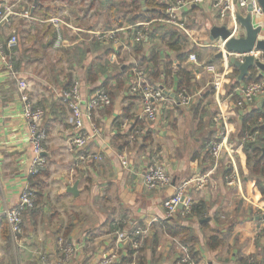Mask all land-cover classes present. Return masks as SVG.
<instances>
[{
	"label": "crops",
	"instance_id": "crops-1",
	"mask_svg": "<svg viewBox=\"0 0 264 264\" xmlns=\"http://www.w3.org/2000/svg\"><path fill=\"white\" fill-rule=\"evenodd\" d=\"M163 1L160 5L164 6ZM212 1L194 0L181 8L179 15L186 28L183 31L164 20L133 24L141 13L149 11L148 0H0L14 11L0 28V44L8 47L6 62L0 59V264H40V254H46L57 264H98L103 255L128 253L131 233L138 228L153 231L137 255L139 264H176L186 250H193L200 264H264V204L251 180L247 156L243 149L235 156L242 179L238 188L229 187L224 181L232 170L226 154L215 162L210 152L209 145L218 140L221 132L216 121L219 111L210 127L205 121L200 127L192 124L193 133L186 138L181 132L185 118L176 114L173 129L169 118L162 119L174 109L191 107L172 106L150 124L136 117L140 99L130 93L132 69L136 65L152 75L158 73V79L152 82L163 83L173 91L179 87L177 72L187 69L193 76L192 87L197 89L192 105H203L206 86L202 80L210 76L189 62V58L180 59V52L170 50L165 35L178 29L183 37L179 43L183 53L196 56L200 65L218 62L226 72L228 93L225 81L221 97L215 96L212 105L218 110L221 105L227 113L232 129L230 142L239 147V136L251 114L264 115V98L256 99L243 112L235 108V91L251 78L249 75L235 88L228 77L235 68L229 66V58L213 51L217 50L219 40L211 39V30L227 23L217 18ZM131 6L136 9L125 10ZM27 11L30 17L25 16ZM254 24L264 28V16L254 18ZM138 30H146L147 39L137 45L139 49L132 55L130 50ZM111 31H119L118 48L111 42L98 41L96 34ZM14 37L15 43L9 46ZM118 50L125 52L128 63L123 66ZM44 62L40 73L30 74L28 68ZM166 65L172 67L170 72H176L168 84L164 81ZM70 70L68 78L72 74L79 77L82 71L83 79L93 84L86 87V82L80 81L83 110H87L86 102L94 93L105 90L107 81L115 86L114 75L126 79L123 90L117 87L108 93L111 106L85 120V130L91 132L93 126L98 127L101 136L94 138L83 153L100 154L102 160L90 161L81 168L75 165L79 154L72 153L69 147L73 116L60 99V94L72 86L63 78ZM28 76L36 78L35 90L26 80L30 79ZM91 76L98 80L93 83ZM49 77L52 81L47 80ZM21 80L30 84L31 102L45 111L41 130L46 134V165L34 176L30 173L31 131L23 116L18 87ZM210 109L205 105L204 110ZM127 118L135 120L143 130L135 139L132 130L124 126ZM258 123L264 124V117ZM120 156L126 157L128 168L122 166ZM154 163L165 165L173 183L151 192L145 188L142 177L146 167ZM206 175L209 182L204 189L192 188L187 192L195 211L190 215L181 211L168 219L165 201L176 194L184 181ZM33 180L35 189L31 188ZM76 184V193H70L69 188ZM27 187L36 195L39 191L40 196L35 208L23 212V233L14 237L6 228L4 212L19 205ZM166 223L184 232L171 237ZM61 240L75 250L68 263L59 262Z\"/></svg>",
	"mask_w": 264,
	"mask_h": 264
},
{
	"label": "built area",
	"instance_id": "built-area-1",
	"mask_svg": "<svg viewBox=\"0 0 264 264\" xmlns=\"http://www.w3.org/2000/svg\"><path fill=\"white\" fill-rule=\"evenodd\" d=\"M194 0H164L163 4L166 5L165 23L173 25L183 31H186L183 19H181L179 12L182 7L189 4ZM197 1V0H195ZM213 11L216 13L217 18L221 21L230 20L231 24L225 26L232 34V37L240 38L244 35V31L241 30V26L237 21V16L241 15L246 17L248 13H251L253 18L264 16L263 10L258 0H213ZM249 9L251 11L249 12ZM14 14L13 7L8 4L0 2V28L8 22L9 18ZM26 17H30L29 11L25 12ZM144 27L146 25H143ZM119 31L100 32L96 34L100 43L111 42L116 48L121 46V38L118 36ZM147 39L146 30H138L134 39L135 46L140 45ZM16 41L15 37L11 40L10 45ZM60 41V38H59ZM61 42V41H60ZM59 42V44H60ZM218 53L223 54L227 58H236L240 62L244 61V55L228 54L225 51V43L219 40L216 46ZM7 46L0 44V59L6 62ZM255 58H259L264 61V54H253ZM189 62L194 65L200 66L201 69L206 71L210 77H212V86L215 91V96L219 99L220 94L223 91V87L226 81V72L220 71L215 64H203L200 65L196 56L191 55ZM134 79L131 83L130 93L140 99V108L137 113L139 121H145L147 123H155L158 121L162 111L171 108L172 106L189 108L194 102V94H192L186 88L167 89L163 85H153L149 81V75L144 68L135 66L132 69ZM18 87L21 91V101L23 103V116L29 125L31 131V144L33 149V158L30 168L31 175H36L46 165V159L44 157V143L46 134L41 130V123L45 117V111L40 108H36L33 102H31L30 95L28 93L30 84L25 80H21L18 83ZM81 82L76 80L72 86L64 90L60 94L61 101L69 108L73 116V136L70 139L69 147L70 151L76 152L79 156L76 159V168H81L90 161H101L102 156L95 153H83L88 144L94 139L101 136V129L93 126L91 132L85 130V120H91L93 114L103 108L111 106V98L107 91L99 90L94 93L90 99L86 102L87 110H83L81 100ZM237 102L235 108L242 110L249 108L256 99L264 98V81L253 82L238 87L235 91ZM218 125L221 127V132L218 140L213 141L209 147L210 152L215 162H218L219 158L226 154L232 170L225 176V183L229 187H241L242 179L236 166L235 156L248 144H254L259 141V133L246 134L241 140L239 147L233 146L230 142V136L232 133L231 126L228 121V115L223 110L222 106L219 107V114L216 119ZM124 126H128L132 130V137L135 139L137 136L143 133L140 126L136 124L135 120L125 119ZM121 164L124 168H128V161L125 156L119 157ZM234 167V168H233ZM144 186L148 191H156L158 189H165L172 185V177L167 172L164 164L154 163L146 167L143 172ZM209 182V175L193 177L187 181L181 183L177 188L176 194L165 201L164 208L166 211V217L172 219L176 217L178 213L182 211L183 215H190L193 212L194 203L191 198L188 197L187 192L195 188L202 190ZM2 202L1 188H0V204ZM37 198L36 194L30 188L24 189L20 196L19 205L11 208H7L4 212L6 223L9 231L14 237H18L23 233V212L26 209H33L36 206ZM182 207V210L180 209ZM153 235L151 229L138 228L131 233L130 236V249L134 251V257L132 260L128 259L126 254L113 253L110 255H103L98 264H139L137 255L142 249L144 243L150 239ZM61 258L60 263H68L73 257L75 250L73 247L66 245L63 240L60 241ZM40 264H57L50 260L46 254L39 255ZM176 264H200L196 262L191 256L189 251L186 250L184 256L179 258Z\"/></svg>",
	"mask_w": 264,
	"mask_h": 264
},
{
	"label": "trees",
	"instance_id": "trees-1",
	"mask_svg": "<svg viewBox=\"0 0 264 264\" xmlns=\"http://www.w3.org/2000/svg\"><path fill=\"white\" fill-rule=\"evenodd\" d=\"M148 4H149V11L146 13L145 12L141 13V15L138 16L134 20V22H132L133 24L151 23V22H155V21L157 22V21H162V20H165L168 18V16L166 15L167 7L165 5L164 6L160 5L161 4L160 0H148ZM176 30L177 31L171 30V31L166 33L165 36L169 39L167 44L170 47V50L178 51L181 53L182 58H180V59L187 60L189 58V56L191 55V53L190 52L186 53V51L183 53V50L179 44L183 37L180 34V31L178 29H176ZM138 49H136V51ZM171 68L172 67L169 65H166V67H165V72H164L165 73V76H164L165 79H164V81L167 84L170 81V78H172L173 75L176 73L175 72L173 74L172 72H170ZM149 72H148V74H149ZM100 73H102V71ZM151 73L152 72H150L149 76L151 77L152 80L158 79V73H154V75H152ZM237 73H238V70L235 69L233 71V74L236 75ZM176 76H177L178 82H179L178 88H180V89L186 88L190 91V89L193 86L191 83L192 79H193L191 72H189L187 69H179ZM236 78H237V76H236ZM250 78L251 79L247 83L259 82V81L263 80L262 78L258 77V73L255 70H252L250 72ZM97 80H98V77H95V76L90 77V81H92L93 83L96 82ZM231 82H234V81H231ZM68 85H69V83H68ZM238 86H239V84L237 82H235L234 87L237 88ZM125 115L126 116L129 115V112H126ZM263 117H264V115L262 113H258V112L252 113L250 116V120L248 121L249 123L246 122V126L244 127V129L242 131V135L240 136V140H241L244 137V135H246V134L259 133V141L257 143L251 144V145L248 144L247 146H245L243 148V151L245 152V154L247 156L246 165L249 169L251 180L255 183L256 188L258 189L259 193L261 194L262 200L260 202L262 204H264V157H263V153H262V149L264 148L262 145L264 142V124H259L258 122H259V119H261ZM240 140H239V142H240ZM31 188H33V189L36 188V184H35L34 180L31 181ZM36 192H38L37 193L38 195H36V198L38 200L40 193H39V191H36ZM195 208L196 207H193V212L195 211ZM165 227H166L168 234L171 237H178L184 232L183 229H181L180 227H177L175 225H168L166 223ZM6 228L8 229L7 223H6ZM190 254L195 259L196 262H199L197 254L194 253L193 250H191ZM127 256H128L129 260H132L134 257V251H132L130 249Z\"/></svg>",
	"mask_w": 264,
	"mask_h": 264
},
{
	"label": "rangeland",
	"instance_id": "rangeland-1",
	"mask_svg": "<svg viewBox=\"0 0 264 264\" xmlns=\"http://www.w3.org/2000/svg\"><path fill=\"white\" fill-rule=\"evenodd\" d=\"M128 1H131V0H128ZM130 3V2H129ZM30 4V3H29ZM135 10L136 9V6H131V7H127V8H125V10ZM226 25H230L231 24V22H230V20H226ZM241 30H243L244 31V29L241 27ZM245 33V32H244ZM215 46V45H214ZM138 46H132V49L130 50L131 52H132V55H133V53L136 51V49H138L137 48ZM129 51V52H130ZM214 52H217L218 50H216L215 48H214V50H213ZM117 54H119V55H121V57H123V59H120V65L121 66H123L125 63H128L126 60V56H125V52H124V50H118L117 51ZM204 54V53H203ZM205 55V54H204ZM75 62H76V60H75ZM36 65L37 66H35L34 68H32L31 69V67L30 68H28V71L30 72V74L32 75V74H34V75H36V73H40L41 72V70H42V66L43 65H45V62L44 63H36ZM76 65H77V63H76ZM139 65H141V64H139ZM215 65L219 68V70L220 71H222L221 70V67H220V65L218 64V62H216L215 63ZM136 66H138V65H136ZM139 67H141V66H139ZM141 68H143V67H141ZM82 70V69H81ZM118 68L116 69V72H115V74L118 72ZM69 71V70H68ZM65 72L64 74H65V76L63 77V78H65L66 77V79H67V81H68V83L69 84H73L74 83V81H76V80H79V81H84V82H86L85 81V78L83 79V74H80V73H83L82 71L79 73V77L78 76H73V74H72V78L71 77H67L68 75H70V73H72V70H70V72ZM114 75V74H113ZM236 76L237 75H234L233 74V69H232V72L229 74V78L231 79V81H234V82H231V84H233L234 85V83L236 82ZM30 79H27L26 78V80H28L29 82H30V84H31V89H33V90H35L36 89V87H35V84H36V82H35V79L36 78H34V77H30V76H28ZM227 77V76H226ZM238 77V76H237ZM46 78H48L47 76H46ZM114 80H115V86H112L111 85V82H109V81H107L106 83H107V86L106 87H104V89L108 92V93H111V89L112 88H114L115 90L117 89V87L119 88V90H123V88H124V86L126 85L125 84V81H126V79H125V77H124V79H122V78H119V76H118V74L117 75H114V78H113ZM149 79V81H151V83L153 84V85H158V84H156V83H154V82H152L153 80L152 79H150V78H148ZM235 79V80H234ZM47 80H51L52 81V78H50L49 77V79H47ZM65 80V79H64ZM212 81H213V79H212V77H207V76H204V78H203V80H202V83H203V85H205L206 86V90L203 92L204 93V95H203V97H204V101L205 102H203V105L202 106H199V107H197L196 106V104H194V105H192L191 106V108H189V109H185V110H182V109H178V110H172V111H170V112H168L165 116H164V118L162 119V120H168V118H169V124H170V126L172 127V129H173V124L175 123V115L176 114H179L180 116H182L183 118H185V119H182V127H181V132H182V134L187 138L191 133H193V129H192V124H195L196 126H198V127H200V123H204V121L206 122V124H207V126L208 127H210V121H212V119L214 118V115L216 114V112L217 111H219L218 110V108L217 107H214L213 105H212V103H213V100H214V98H215V92H214V90H213V86H212ZM263 81H264V79H263ZM88 82V81H87ZM86 82V87H90V86H92L93 84H89V83H87ZM211 82V83H210ZM227 82V81H226ZM226 82H225V84H226ZM207 83H208V87H207ZM161 84H163V83H161ZM160 84V85H161ZM225 84H224V86H225ZM228 84V85H227ZM227 84H226V88L225 89H227L226 91H227V93H228V90H229V88H230V84L227 82ZM247 84H249V83H247ZM85 87V86H84ZM69 88V87H68ZM196 91H197V89L195 88H191L190 89V92L192 93V94H196ZM220 97H221V94H220ZM205 105H208V106H210L211 107V109L210 110H204V107H205ZM176 111V112H175ZM178 111V112H177ZM237 111V110H236ZM244 111V109H242V110H239V112H243ZM196 112H198L199 114H195V115H193L194 113H196ZM234 112V111H233ZM238 111H237V113H239ZM236 122V121H235ZM191 126V127H190ZM168 127V124H167V126H166V128ZM239 136V135H238ZM245 136V135H244ZM198 137H200V135H198ZM240 137V136H239ZM71 139V138H70ZM69 143H70V141H69ZM243 151V150H242Z\"/></svg>",
	"mask_w": 264,
	"mask_h": 264
},
{
	"label": "water",
	"instance_id": "water-1",
	"mask_svg": "<svg viewBox=\"0 0 264 264\" xmlns=\"http://www.w3.org/2000/svg\"><path fill=\"white\" fill-rule=\"evenodd\" d=\"M264 14V0H258ZM251 9H249V12ZM237 21L244 29V35L240 38L232 37L231 32L226 27H214L211 30L213 41L221 40L225 43V51L228 54L244 55V61L240 62L236 58L229 59V66L239 71L237 83L241 84L250 75L252 70L258 73V77L264 79V61L255 58L253 54H264L263 26H256L251 13L246 17L237 16ZM224 55L221 54L220 57ZM227 57V56H226ZM264 157V148L262 149ZM78 185L69 188L70 193H76ZM182 209V207H180Z\"/></svg>",
	"mask_w": 264,
	"mask_h": 264
}]
</instances>
